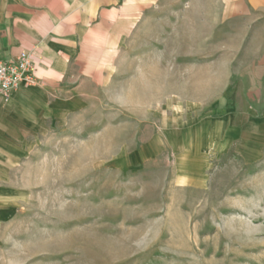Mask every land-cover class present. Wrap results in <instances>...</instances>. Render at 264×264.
Masks as SVG:
<instances>
[{
	"label": "rangeland",
	"instance_id": "obj_1",
	"mask_svg": "<svg viewBox=\"0 0 264 264\" xmlns=\"http://www.w3.org/2000/svg\"><path fill=\"white\" fill-rule=\"evenodd\" d=\"M253 1L108 0L50 97L0 104V264H264Z\"/></svg>",
	"mask_w": 264,
	"mask_h": 264
},
{
	"label": "crops",
	"instance_id": "obj_2",
	"mask_svg": "<svg viewBox=\"0 0 264 264\" xmlns=\"http://www.w3.org/2000/svg\"><path fill=\"white\" fill-rule=\"evenodd\" d=\"M261 2L254 0V8L264 13ZM107 3L108 0H0V58H16L34 49L39 54L37 74L41 86L20 90L27 88L33 94L50 97L77 63L75 51L81 44H89L88 25L97 17V9ZM105 22H99L102 29ZM1 103L4 102L0 100Z\"/></svg>",
	"mask_w": 264,
	"mask_h": 264
},
{
	"label": "built area",
	"instance_id": "obj_3",
	"mask_svg": "<svg viewBox=\"0 0 264 264\" xmlns=\"http://www.w3.org/2000/svg\"><path fill=\"white\" fill-rule=\"evenodd\" d=\"M39 60L37 49L21 52L16 58H0V100L6 102L21 87L41 86Z\"/></svg>",
	"mask_w": 264,
	"mask_h": 264
}]
</instances>
